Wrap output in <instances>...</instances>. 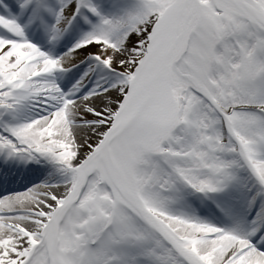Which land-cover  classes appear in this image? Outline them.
Masks as SVG:
<instances>
[{
	"label": "snow or ice",
	"instance_id": "6c2138e0",
	"mask_svg": "<svg viewBox=\"0 0 264 264\" xmlns=\"http://www.w3.org/2000/svg\"><path fill=\"white\" fill-rule=\"evenodd\" d=\"M0 264H264V0H0Z\"/></svg>",
	"mask_w": 264,
	"mask_h": 264
}]
</instances>
